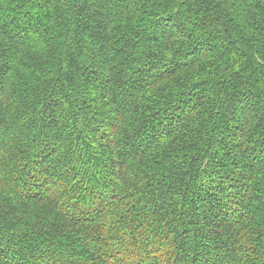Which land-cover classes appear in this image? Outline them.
Masks as SVG:
<instances>
[{
  "label": "trees",
  "instance_id": "obj_1",
  "mask_svg": "<svg viewBox=\"0 0 264 264\" xmlns=\"http://www.w3.org/2000/svg\"><path fill=\"white\" fill-rule=\"evenodd\" d=\"M0 264H264V0H0Z\"/></svg>",
  "mask_w": 264,
  "mask_h": 264
}]
</instances>
